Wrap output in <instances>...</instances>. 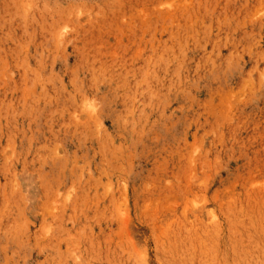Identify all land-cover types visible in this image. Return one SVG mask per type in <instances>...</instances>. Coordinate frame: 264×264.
Wrapping results in <instances>:
<instances>
[{
	"label": "rangeland",
	"instance_id": "rangeland-1",
	"mask_svg": "<svg viewBox=\"0 0 264 264\" xmlns=\"http://www.w3.org/2000/svg\"><path fill=\"white\" fill-rule=\"evenodd\" d=\"M0 264H264V0H0Z\"/></svg>",
	"mask_w": 264,
	"mask_h": 264
},
{
	"label": "bare ground",
	"instance_id": "bare-ground-1",
	"mask_svg": "<svg viewBox=\"0 0 264 264\" xmlns=\"http://www.w3.org/2000/svg\"><path fill=\"white\" fill-rule=\"evenodd\" d=\"M222 212V211H221ZM224 216H227V215H224ZM250 217V216H249ZM223 218V217H222ZM227 218V217H226ZM226 221H227V219H226ZM223 224V223H222ZM226 252V251H225ZM234 252V251H233ZM235 263V262H234Z\"/></svg>",
	"mask_w": 264,
	"mask_h": 264
}]
</instances>
